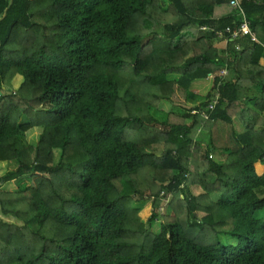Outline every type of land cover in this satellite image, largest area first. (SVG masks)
<instances>
[{
  "label": "trees",
  "instance_id": "obj_1",
  "mask_svg": "<svg viewBox=\"0 0 264 264\" xmlns=\"http://www.w3.org/2000/svg\"><path fill=\"white\" fill-rule=\"evenodd\" d=\"M242 5L257 41L219 47L229 0H0V212L22 222L0 218V264H264V0Z\"/></svg>",
  "mask_w": 264,
  "mask_h": 264
},
{
  "label": "rangeland",
  "instance_id": "obj_2",
  "mask_svg": "<svg viewBox=\"0 0 264 264\" xmlns=\"http://www.w3.org/2000/svg\"><path fill=\"white\" fill-rule=\"evenodd\" d=\"M212 42L215 45H221V46L224 47V40L223 39H215V40H212ZM21 81H22V77L21 76L17 80H16V76H15L13 78V80H12V86L14 88H17L20 85ZM210 87H211V77L195 81L194 88L197 89V91H198L197 95L200 97L199 100L204 99L205 94L208 92ZM187 104H192L193 105V103H191V102H188ZM172 109H173V112H176V111H174V108L171 106V103H169V102H165L164 101V102H160L159 103V111L161 113L159 115H161V116H162V113H165V112L170 111ZM39 133H40V129L39 128H33V129L28 131L27 135L30 136L29 138H32L33 141H34V140L37 139ZM14 167H15V162H5V163L0 165V170H2V172H0V174L5 173L8 169H11V168H14ZM3 190L14 191V190H16V185L13 182L6 183L3 186ZM191 192L196 194V193L201 192V189L199 187H197V186H192L191 187ZM168 200H169V198H168ZM163 207L164 206H160V208L157 209V211H158V212L156 211L157 219H155L153 224L151 225V230L154 233H157L159 231L160 227H161L162 223H161L160 216L165 211V208L163 209ZM262 214H264V211L261 213V215ZM0 218H2V220H4L6 223H10V224H14V225H22V222L19 221L17 218H15L12 215H3L0 212Z\"/></svg>",
  "mask_w": 264,
  "mask_h": 264
},
{
  "label": "built area",
  "instance_id": "obj_3",
  "mask_svg": "<svg viewBox=\"0 0 264 264\" xmlns=\"http://www.w3.org/2000/svg\"><path fill=\"white\" fill-rule=\"evenodd\" d=\"M252 0H229V4L230 6L236 11L237 14V20L234 23V25L232 26H227L224 30L222 31H214L215 35L219 38H224V42L226 43L227 41H233L235 39H237L240 35H249L251 37L252 40L257 41L256 40V36L253 32V30L251 29V25H250V21L247 18L244 9H243V2H250ZM256 3L261 2V0H254ZM202 30H207L208 27L207 26H202L201 27ZM239 46L236 45V49H238ZM216 74H218L220 77H224L227 74V69L226 68H222L220 69ZM211 77V79L213 78V76H209ZM214 95L211 99V101L209 102V104L207 105L208 109H212L214 107V105L217 103L219 96L216 90H214Z\"/></svg>",
  "mask_w": 264,
  "mask_h": 264
},
{
  "label": "crops",
  "instance_id": "obj_4",
  "mask_svg": "<svg viewBox=\"0 0 264 264\" xmlns=\"http://www.w3.org/2000/svg\"><path fill=\"white\" fill-rule=\"evenodd\" d=\"M259 3H261V2H259ZM216 46H219L220 47L221 45H216ZM224 46H225V42H224ZM19 77H20V75H16V80L19 79ZM194 86H195V82L193 83L192 90L194 92L198 93L197 89H195ZM5 162H10V161H0V165L3 164V163H5ZM0 172H2V170H0ZM2 174H0V175H2Z\"/></svg>",
  "mask_w": 264,
  "mask_h": 264
}]
</instances>
